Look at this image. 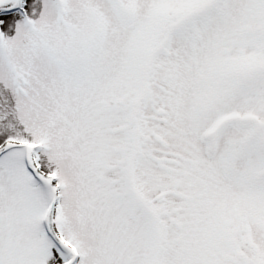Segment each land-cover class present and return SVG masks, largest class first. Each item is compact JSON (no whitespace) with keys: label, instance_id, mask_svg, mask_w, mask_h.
Returning a JSON list of instances; mask_svg holds the SVG:
<instances>
[{"label":"snow or ice","instance_id":"1","mask_svg":"<svg viewBox=\"0 0 264 264\" xmlns=\"http://www.w3.org/2000/svg\"><path fill=\"white\" fill-rule=\"evenodd\" d=\"M0 264H264V0H0Z\"/></svg>","mask_w":264,"mask_h":264}]
</instances>
